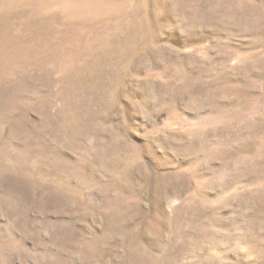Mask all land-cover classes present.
<instances>
[{
  "label": "rangeland",
  "instance_id": "rangeland-1",
  "mask_svg": "<svg viewBox=\"0 0 264 264\" xmlns=\"http://www.w3.org/2000/svg\"><path fill=\"white\" fill-rule=\"evenodd\" d=\"M0 264H264V0H0Z\"/></svg>",
  "mask_w": 264,
  "mask_h": 264
}]
</instances>
